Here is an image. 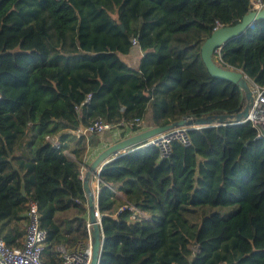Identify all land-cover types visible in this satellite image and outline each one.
Instances as JSON below:
<instances>
[{
	"label": "trees",
	"instance_id": "obj_1",
	"mask_svg": "<svg viewBox=\"0 0 264 264\" xmlns=\"http://www.w3.org/2000/svg\"><path fill=\"white\" fill-rule=\"evenodd\" d=\"M250 11V0H0L6 247H21L29 201L47 234L46 264H60L56 246L88 238L79 167L96 134L79 128L100 119L127 128L123 137L148 113L153 127L240 112L245 96L210 75L200 47ZM133 42L136 67L124 59ZM213 59L264 91V19ZM188 134L191 145L173 142L166 157L149 147L102 167L100 264H264V137L250 122Z\"/></svg>",
	"mask_w": 264,
	"mask_h": 264
},
{
	"label": "water",
	"instance_id": "obj_2",
	"mask_svg": "<svg viewBox=\"0 0 264 264\" xmlns=\"http://www.w3.org/2000/svg\"><path fill=\"white\" fill-rule=\"evenodd\" d=\"M259 19H264V7L260 10L248 12L238 23L234 25L216 28L200 47L201 60L210 75L215 79L226 80L237 85L239 90L245 96V105L240 112L233 115H219L214 117L207 116L195 119H180L164 126H153L149 129L137 132L113 143L112 145L104 149L92 163L86 166V172L82 177L81 185L86 197L87 223L90 225L89 231L92 247V257L90 264H100L103 244V236L101 233V218L100 216L99 219L97 218V215H99L97 203L94 194L89 187V181L93 176H95L99 182V173L101 169H99L98 171V167L100 165L101 167H103L107 162L113 159V156L115 154H118L128 148L140 145L141 143L173 128L186 127L190 131L195 129L196 126L205 128L248 119L249 110L253 101L249 80L246 78L242 71L230 69L228 67H224L221 64H218L213 59V55L214 52L216 50H220L228 40L242 33V31L246 27ZM120 28L124 30L122 25H120Z\"/></svg>",
	"mask_w": 264,
	"mask_h": 264
},
{
	"label": "built area",
	"instance_id": "obj_3",
	"mask_svg": "<svg viewBox=\"0 0 264 264\" xmlns=\"http://www.w3.org/2000/svg\"><path fill=\"white\" fill-rule=\"evenodd\" d=\"M250 4L254 10H260L264 7L262 0H250ZM134 47L138 46L133 42ZM253 101L249 110V118L239 122H229V124H241L250 122L258 131L259 137H264V91L250 82ZM201 126H196L195 129H200ZM123 129L118 126H113L103 122L102 120L94 121L90 126L79 128L74 132L76 136L99 134L104 131H114L117 135H121ZM189 130L186 127H178L168 130L156 137H153L140 145L128 148L113 158L121 155H128L136 150L145 149L149 147L157 148L161 156H168L173 142H177L185 147L191 145V139L188 134ZM58 146L57 143H55ZM82 182V181H81ZM28 218L25 226L24 236L21 247L7 248L3 239L0 237V264H46L43 259L45 250L46 231L41 229L39 225V216L37 213V205L33 201L28 202V209L26 211ZM99 219V215H97ZM88 226V238L79 242L72 248L63 245L55 247V251L59 254L61 260L60 264H90L92 257L90 225Z\"/></svg>",
	"mask_w": 264,
	"mask_h": 264
},
{
	"label": "crops",
	"instance_id": "obj_4",
	"mask_svg": "<svg viewBox=\"0 0 264 264\" xmlns=\"http://www.w3.org/2000/svg\"><path fill=\"white\" fill-rule=\"evenodd\" d=\"M137 50V48H134ZM138 52V51H137ZM138 57V54H137ZM137 65V64H136ZM150 115L149 113L147 114L145 120L140 121V125H141V130L140 131H144L146 129L151 128L150 125V121H149ZM139 131V132H140ZM137 133V132H135ZM135 133H129L124 135L123 137L121 135H117L116 132L114 131H104L102 133L96 134L93 137H90V141L87 144V150L85 152V155L83 157V160L81 162V165L79 167L80 169V180H82L83 175L86 172V166L89 165L90 163H92L94 161V159L107 147H109L110 145H112L113 143L128 137L132 134ZM67 156L71 159H74L73 154H71L70 152H67ZM99 169H102L101 165L98 167V171ZM89 187L91 188L96 203H97V199H98V192H99V182L98 179L93 176L90 181H89ZM114 189V188H113ZM116 195H118L119 197H123L122 193L120 191L115 190L114 191ZM88 224V223H87Z\"/></svg>",
	"mask_w": 264,
	"mask_h": 264
},
{
	"label": "rangeland",
	"instance_id": "obj_5",
	"mask_svg": "<svg viewBox=\"0 0 264 264\" xmlns=\"http://www.w3.org/2000/svg\"><path fill=\"white\" fill-rule=\"evenodd\" d=\"M30 33H31V30L30 29H27V30L21 32L18 35L16 42H24L29 37ZM137 54H138L137 50L133 48V51H132L131 55H129L127 57H124L125 61L131 67H136L137 60H138Z\"/></svg>",
	"mask_w": 264,
	"mask_h": 264
}]
</instances>
